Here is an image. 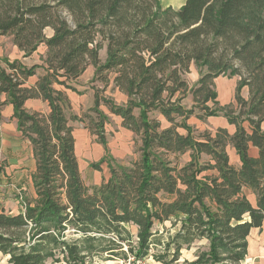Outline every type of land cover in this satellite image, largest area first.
Returning a JSON list of instances; mask_svg holds the SVG:
<instances>
[{
	"label": "trees",
	"instance_id": "trees-1",
	"mask_svg": "<svg viewBox=\"0 0 264 264\" xmlns=\"http://www.w3.org/2000/svg\"><path fill=\"white\" fill-rule=\"evenodd\" d=\"M146 1L0 0V35H13L25 55L41 43L48 49L46 74L34 86L24 83L39 65L25 68L7 61L9 71L0 67V93L8 95L18 129L33 145L36 159L33 204L25 201V211L19 214L0 206V253L9 256V264H52L47 260L62 246L71 264H84L79 256L84 248L60 236L67 227L87 239L110 234L124 240L123 234L132 235L127 226L135 224L141 248L136 255L143 257L155 223L176 220L178 227L167 244L169 249L173 246V261L184 247L207 239L208 248L188 264H238L247 255L251 230L262 227L264 0H185L178 10L163 8L158 0H151L154 5ZM131 10L141 12L140 17H130ZM47 28L52 29L51 36ZM104 47L107 55L102 60ZM193 63L207 70L189 86L182 73H188ZM88 65L94 66L96 76L114 71L115 85L129 97L127 104L118 105L95 93L91 109L98 119L89 130L105 150L100 162H108L110 176L93 186L84 182L76 155L71 120L78 116L69 115L68 97L53 87L58 83L74 90L67 81L78 78ZM228 70L231 76H240L235 103L220 105L214 79ZM245 85L250 90L248 101L240 94ZM166 90L169 96L164 98ZM178 91L183 97L192 95L203 110L198 118L225 116L236 126L235 133L219 128L196 135L187 123L194 108H184L181 97L173 100ZM32 98L48 101L49 113L27 112L25 101ZM210 100L212 107L207 104ZM101 103L141 136V156L131 167L112 163L105 132L108 117ZM135 108L140 109L138 117ZM153 109L171 125L162 128L149 115ZM246 120L250 132L242 125ZM229 145L239 154V168L230 164ZM250 145L258 147V157L249 155ZM187 151L191 159L182 163L179 156ZM203 155L214 163L202 162ZM246 187L257 194L256 205L244 194Z\"/></svg>",
	"mask_w": 264,
	"mask_h": 264
},
{
	"label": "crops",
	"instance_id": "crops-1",
	"mask_svg": "<svg viewBox=\"0 0 264 264\" xmlns=\"http://www.w3.org/2000/svg\"><path fill=\"white\" fill-rule=\"evenodd\" d=\"M184 3L185 0L183 1V4ZM51 35L52 34L47 36ZM47 50V46L44 43H41L39 44L37 49L33 51L30 55H25V52L21 50L17 44H15L13 40V35L2 34L0 35V67L4 68L6 71H9V68L6 63L7 61L20 62L25 68H30L34 65H39L40 67L36 69V73L30 76L27 80H25L24 83V86L26 87L34 86L39 77L46 74V64L44 60L46 57ZM106 55V50L103 49L102 51H100V57L102 58V60L106 59ZM94 74L95 68L89 65L78 78L69 79L67 82L74 87V90L65 88L63 85L58 83H55L53 85L55 89L63 90L65 92L66 96L68 97L71 103L70 111L78 117H80L79 114L81 111L91 109L95 104L96 89L93 85V82H91L94 77ZM199 78L200 75L196 66L191 65L190 71L186 76V80L189 86L195 85L198 82ZM60 79H64V77H61ZM239 80L240 78L235 75H219L214 79V90L217 95L216 101L220 105L235 103V95L237 92ZM115 93L120 94V97L123 100L122 102L127 103V96L125 94L121 93L117 88ZM107 94L108 93L106 92L104 97H106ZM240 94L243 99L248 101L250 99L249 87L247 85L243 86L241 88ZM0 98L2 102V105L0 106V206L3 207L5 211L9 214H19L25 211V201L31 202V204H33V201L37 197V192L33 180V176L36 171V159L34 156L33 145L31 144L29 139H27L23 135V133L18 129L17 119L14 116V107L11 103L7 101L8 95L6 93H0ZM186 100L192 104H195V101L191 94L186 97ZM207 104L210 107L213 106V102L211 100ZM24 108L29 113L39 112L42 114H47L50 111L48 101H45L42 98L28 99L27 101H25ZM100 109L109 117L114 118V121L119 124L120 131L126 130L131 136L133 135V132L131 130L122 125V118L120 116L107 110L105 105L100 104ZM198 113H195L187 120V123L190 126H195L196 129L201 131L209 130L213 133L219 128H225L230 134L235 133L236 126L234 124H231L227 117L217 115L209 116L205 120H201L196 116V114ZM71 124L74 127L75 139H77L76 125L73 123ZM242 125L249 132L251 131V125L247 120L244 121ZM261 129L264 131V120L261 123ZM84 131L88 135H91L93 137L94 134L92 135V133L89 132L86 128H84ZM182 133H186V131ZM102 149L104 152V156L105 150L103 146ZM227 153L229 155L230 164L233 165L235 168H239L241 166V160L239 154L237 153V150L232 145H229L227 147ZM185 154L189 155V151L183 153L182 156H184ZM249 155L251 157H258V147L250 145ZM78 161L84 182L87 185L91 182L98 184L97 172L94 171V173L90 175L89 173H84L83 165L80 163V160ZM188 161H190V155L189 159L186 160L184 163ZM201 161H209L211 163H214V161L211 160L210 156L208 155H203ZM93 164L94 163H91V167L93 169H98L94 167ZM208 172L213 173L214 171ZM23 190L25 191L24 200L22 196ZM244 194L247 196V198L253 205H256L257 194L251 188H244ZM207 202L212 208L216 207L215 203L211 199H208ZM167 222L168 221L164 223L166 224ZM164 223L160 224L163 226ZM134 225L129 224L127 228L129 226L133 228ZM137 228L138 227H136V229ZM203 240H205L209 244V241L207 239ZM247 241V255L238 264H264V221L261 228H253L251 230L249 236L247 237ZM112 257L114 258L115 256ZM187 260L188 259H184V262L190 263L194 261L192 260L188 262ZM109 263L118 264V259L117 261L108 260V264ZM214 264L232 263L222 261Z\"/></svg>",
	"mask_w": 264,
	"mask_h": 264
},
{
	"label": "rangeland",
	"instance_id": "rangeland-1",
	"mask_svg": "<svg viewBox=\"0 0 264 264\" xmlns=\"http://www.w3.org/2000/svg\"><path fill=\"white\" fill-rule=\"evenodd\" d=\"M153 3L151 0H147L146 2ZM163 8L166 7H173L175 10H178L184 0H158ZM139 4H142L141 1H136ZM143 5V4H142ZM154 5V3H153ZM155 10L153 7L152 11ZM141 12L137 10H131L130 17L134 16L139 18ZM47 35L53 34L51 28L46 29ZM106 50V48H103ZM102 49V50H103ZM101 50V51H102ZM240 65L239 63H237ZM194 65V63L192 64ZM89 66V65H88ZM93 66V65H91ZM196 66V65H195ZM87 67V66H86ZM94 67V66H93ZM198 73L200 75L201 72H206L207 68L202 67L198 68L196 66ZM189 73V72H188ZM188 73H182V78L186 79ZM242 76H246L244 70H242ZM223 76H231L230 70L226 71ZM116 73L114 71L106 73L103 72L100 75L94 77L91 82L99 93L100 98H104L105 93L107 92V96L111 101L115 102L118 105H125L127 103L122 102L123 100L120 97V94L115 93L116 88L123 94L127 96L128 102V95L119 89L114 83V77ZM238 76V75H235ZM240 78V76H238ZM170 88H172V83L169 84ZM109 88V89H107ZM106 91V92H105ZM110 93V94H109ZM180 91L176 92L173 100L176 98L181 97V104L184 108H194L195 113L203 111L201 108L198 107L197 103L195 104L190 103L186 100V96H182ZM164 98L169 96V90H166L163 93ZM133 98H138L137 95H133ZM102 105H105L101 103ZM107 110L110 111L107 105H105ZM103 112V111H102ZM111 112V111H110ZM69 115L73 114L71 111L68 112ZM104 113V112H103ZM135 115L138 117L140 113L139 108L134 109ZM194 113V114H195ZM80 117L78 119L71 120V123L76 125V155L80 160V163L83 165V172L92 174L97 172L98 176V184L93 182L89 183V186L93 185H100L103 181L109 178L110 171L108 162H100L104 152L102 149L101 144L97 140V136L88 135L84 128H86L89 132V128L94 125L98 119L97 114L92 111V109H87L85 111L80 112ZM149 115L152 119H156L161 123L162 128H166L171 125V123L160 113L159 110L153 109L149 112ZM108 117V120L105 123V132L106 138L108 142V150L110 157L114 158L115 161L112 163L117 162L118 164L125 165L131 167L135 161H139L141 156V136L134 134L131 136L128 131L121 130L119 128V124L114 121L113 117ZM85 124V125H84ZM196 130V135L203 132L193 127ZM87 131V132H88ZM181 132H185V130L180 129ZM190 159H191V151H189ZM189 155L185 154L184 156L180 155V161L184 163L186 160L189 159ZM174 158V156H172ZM91 163H100L98 169H93L91 167ZM116 164V163H115ZM25 191L23 190L22 196L23 200L25 199ZM21 193V191H20ZM179 220L168 221L166 224L162 226L159 222H156L153 230V236L151 237V241L145 247V256L149 259L151 264H188L184 262V259H188L187 261H192L196 258V255L203 250L208 248V243L205 240H197L195 241L189 248L184 247L181 251L180 259L173 261V246L171 249L167 248V244L169 243L172 235L175 233L176 228L178 227ZM134 225V224H133ZM137 225H134L133 228L129 226V230L132 232L131 236H125L123 234L124 240L116 235L107 234L104 237H100L101 239H87L81 233L75 231L73 227H67L66 230L62 231L60 236L63 240L67 241L70 245H78L84 248V251L79 254L82 257L84 264H108V260L117 261L120 258H126L130 253H136L140 250L139 244V237H138V228L136 229ZM56 230V229H55ZM58 232V229L56 230ZM29 239V235H26ZM100 236V235H97ZM99 238V237H98ZM114 249L113 253H110L108 249ZM55 256L53 258H49L47 260L48 263L52 264H71L69 262V252L65 246H62L60 249L55 250ZM110 254H116L113 258ZM8 255H3L0 253V264H9L8 262ZM58 258V259H56ZM112 264V263H109Z\"/></svg>",
	"mask_w": 264,
	"mask_h": 264
},
{
	"label": "built area",
	"instance_id": "built-area-1",
	"mask_svg": "<svg viewBox=\"0 0 264 264\" xmlns=\"http://www.w3.org/2000/svg\"><path fill=\"white\" fill-rule=\"evenodd\" d=\"M1 102V98H0ZM118 264H151L146 256L138 257L136 253H130L126 258L118 259Z\"/></svg>",
	"mask_w": 264,
	"mask_h": 264
}]
</instances>
